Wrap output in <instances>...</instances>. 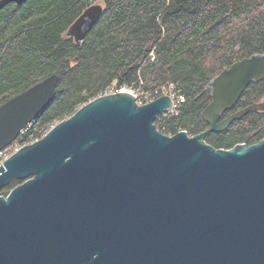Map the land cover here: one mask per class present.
Returning a JSON list of instances; mask_svg holds the SVG:
<instances>
[{
    "label": "water",
    "instance_id": "95a60500",
    "mask_svg": "<svg viewBox=\"0 0 264 264\" xmlns=\"http://www.w3.org/2000/svg\"><path fill=\"white\" fill-rule=\"evenodd\" d=\"M0 0V9L10 2ZM103 12L92 3L65 35L81 47ZM264 53L234 61L206 84L208 127L161 133L162 94L137 103L129 92L98 96L53 124L0 165V264H264V136L215 148L204 138L264 101L224 118ZM53 73L0 105V150L52 100Z\"/></svg>",
    "mask_w": 264,
    "mask_h": 264
},
{
    "label": "trees",
    "instance_id": "16d2710c",
    "mask_svg": "<svg viewBox=\"0 0 264 264\" xmlns=\"http://www.w3.org/2000/svg\"><path fill=\"white\" fill-rule=\"evenodd\" d=\"M92 3L103 12L81 47L65 35ZM264 53V0H24L0 9V105L47 76L58 82L49 104L9 145L39 139L55 123L111 85L139 93L173 88L184 101L156 117L165 135L208 127L202 110L207 82L231 63ZM264 101V79L250 82L220 118ZM264 136V110L251 111L204 140L215 148ZM13 179L0 195L21 183Z\"/></svg>",
    "mask_w": 264,
    "mask_h": 264
},
{
    "label": "built area",
    "instance_id": "2783aa9c",
    "mask_svg": "<svg viewBox=\"0 0 264 264\" xmlns=\"http://www.w3.org/2000/svg\"><path fill=\"white\" fill-rule=\"evenodd\" d=\"M117 92L132 93L136 99L141 94L142 99L139 101V103H145V102L153 100L155 98V94H156V91L139 93L138 91H135L131 87H125V86L118 87L115 85H111L108 88H106L104 91H102L99 96L106 95L109 93H117ZM163 94L170 96L171 103H172L171 107L166 112H173L175 110V108L177 107V105L184 101L183 95L173 91V88H169L168 90H163ZM137 103H138V101H137ZM33 121L34 120H32L21 132L27 130ZM17 148H19V147H17ZM17 148H12L11 145H8V146L4 147L2 150H0V165L3 162V160L6 159ZM10 149H12V150H10Z\"/></svg>",
    "mask_w": 264,
    "mask_h": 264
},
{
    "label": "rangeland",
    "instance_id": "374dc122",
    "mask_svg": "<svg viewBox=\"0 0 264 264\" xmlns=\"http://www.w3.org/2000/svg\"><path fill=\"white\" fill-rule=\"evenodd\" d=\"M135 90V89H134ZM135 91H137V90H135ZM142 99V97H141V94L137 97V101H138V103H139V101ZM18 146L17 145H14V146H12V148H17ZM10 150H12V149H10Z\"/></svg>",
    "mask_w": 264,
    "mask_h": 264
},
{
    "label": "bare ground",
    "instance_id": "6f19581e",
    "mask_svg": "<svg viewBox=\"0 0 264 264\" xmlns=\"http://www.w3.org/2000/svg\"><path fill=\"white\" fill-rule=\"evenodd\" d=\"M15 151V150H14Z\"/></svg>",
    "mask_w": 264,
    "mask_h": 264
}]
</instances>
